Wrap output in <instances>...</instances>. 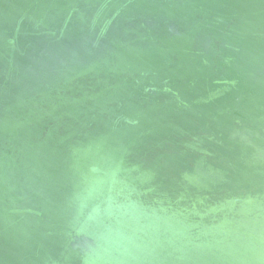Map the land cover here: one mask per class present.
Instances as JSON below:
<instances>
[{"label": "water", "instance_id": "95a60500", "mask_svg": "<svg viewBox=\"0 0 264 264\" xmlns=\"http://www.w3.org/2000/svg\"><path fill=\"white\" fill-rule=\"evenodd\" d=\"M0 264H264V0H0Z\"/></svg>", "mask_w": 264, "mask_h": 264}]
</instances>
